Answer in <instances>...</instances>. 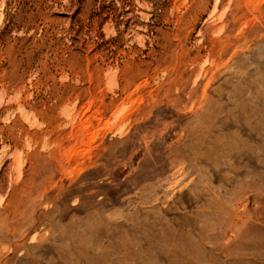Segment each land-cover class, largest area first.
<instances>
[{"label": "rangeland", "instance_id": "374dc122", "mask_svg": "<svg viewBox=\"0 0 264 264\" xmlns=\"http://www.w3.org/2000/svg\"><path fill=\"white\" fill-rule=\"evenodd\" d=\"M0 264H264V0H0Z\"/></svg>", "mask_w": 264, "mask_h": 264}]
</instances>
